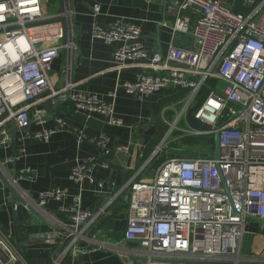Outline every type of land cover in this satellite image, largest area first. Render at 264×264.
Instances as JSON below:
<instances>
[{
    "label": "built area",
    "instance_id": "2783aa9c",
    "mask_svg": "<svg viewBox=\"0 0 264 264\" xmlns=\"http://www.w3.org/2000/svg\"><path fill=\"white\" fill-rule=\"evenodd\" d=\"M48 3L0 0V147L13 141L11 129L43 142L65 129L64 120L53 117L55 126L31 130L33 124L46 123L49 112L38 106L49 100L52 108L69 102L79 112L100 115L106 124H123L114 111L116 88L108 93L110 101L74 90L70 77L78 50L74 0H58L51 5L54 12L44 13ZM238 3L246 9L244 13L235 11ZM171 5L178 10L172 31L190 34L194 45L170 43L165 53L147 49L135 24L119 18L101 24L97 19L99 4L91 6L92 37L116 44L111 68L117 72L139 68L133 81L117 87L139 97L165 88L187 89L180 112L166 122L165 139L174 136L179 141L215 132L219 139L218 158L212 157L213 150L207 155L167 157L152 178L137 180L133 176L121 187L127 193L124 250L131 256L145 257L146 264H182L153 258L243 261L239 251L246 223L257 220L264 226V0H173ZM184 10L191 16L180 13ZM61 54L60 78L55 83L53 64ZM208 80L213 84L201 96ZM193 104L192 116L209 125L208 130L188 124L186 114ZM91 141L104 154L109 153L106 135ZM204 149L207 152L208 146ZM92 165L93 159L74 165L69 179L94 183ZM21 171L22 177L30 169ZM64 197L61 188H51L40 193L36 201L23 197L22 206L35 209ZM60 211L71 225L61 234L62 240L73 238L70 252L93 249L73 242L85 237L103 209L94 212L83 208L77 194ZM132 242L137 247L128 245ZM68 248L60 251L52 264H61ZM0 264H27L10 234L1 229Z\"/></svg>",
    "mask_w": 264,
    "mask_h": 264
},
{
    "label": "crops",
    "instance_id": "0c3cea01",
    "mask_svg": "<svg viewBox=\"0 0 264 264\" xmlns=\"http://www.w3.org/2000/svg\"><path fill=\"white\" fill-rule=\"evenodd\" d=\"M172 1L74 0V39L78 49L70 76L75 83L74 90L110 101L108 93L116 88L114 111L123 124H106L98 114L79 112L71 103L61 102L53 106L51 113L49 111L45 124H33L31 127V130L50 128L55 126L52 118L61 117L66 124L65 129L57 130L49 141L32 140L26 137L24 131L16 130L11 133V144L0 147L1 173L13 184L19 198L36 201L40 193L56 187L65 192L61 200L51 199L43 206L37 205L35 210L43 220L30 214L22 206L21 199L13 197L9 187L0 179V229L10 234L12 242L22 250L24 256L33 260L42 259L41 264H52L53 258L68 248L73 238L62 240L61 234L71 225L60 208L66 207L72 196L80 194L83 208L94 212L103 209V212L88 227L85 237L73 242L76 246L93 249L72 254L68 248L65 254L68 260L65 259L67 262L64 264H146L143 257L131 256L124 250L127 193L126 190L121 191V187L133 176L137 180L152 178L161 161L165 160L163 154L159 158L154 151L159 147V142L165 139L167 126L164 128L163 125L177 116L183 99L163 103L156 108L158 102L169 98L176 90L165 88L139 97L117 87L122 82L133 81L139 68L128 67L120 72L111 68L116 44L109 45L92 37L94 18L91 6L99 4L97 19L101 24H109L117 18L135 24L141 32L140 41L147 49L165 53L170 43L181 47L194 45L190 34L172 31L171 26L178 13L177 8L171 5ZM180 13L191 16L188 10ZM62 62L61 54L53 64L55 83L60 78ZM62 82L63 79L59 84ZM38 107L48 112L45 104ZM158 118L163 124L159 125ZM101 134L109 138L108 154H104L91 141ZM173 139L169 136L165 141L178 142ZM89 159H93L91 175L95 182L71 181L69 174L72 167ZM156 159H160V163H156ZM103 161L107 163L106 166ZM143 165L145 167L141 169ZM26 168L30 172L21 177V170ZM97 182H101L102 186H98ZM14 205L17 206L16 210L13 209ZM17 226L23 228L26 236L20 243ZM128 245L137 247L135 242ZM239 257L243 261L264 263V226L257 220L246 223Z\"/></svg>",
    "mask_w": 264,
    "mask_h": 264
},
{
    "label": "water",
    "instance_id": "95a60500",
    "mask_svg": "<svg viewBox=\"0 0 264 264\" xmlns=\"http://www.w3.org/2000/svg\"><path fill=\"white\" fill-rule=\"evenodd\" d=\"M62 54L64 55V52H62ZM45 105H46V108H47L48 112L50 111V113H51V111H52V101L51 100L47 101ZM194 106H195V104H193L187 110L186 117H187L188 124L191 127H194V128H201V129H204V130H208L210 128L209 125L201 124L198 120L194 119V117L192 116V109H193ZM16 130L17 129H13V130L10 131V133L13 134ZM213 140H214V149H213V152H212L211 155H212L213 158H218L219 151H220L218 132L214 133ZM14 178H15V175L13 174L12 180H14ZM0 179L9 187L10 191L13 194V197L16 196L18 199H21V198H19L18 193L16 192L15 188L12 186L13 184H11L2 175L1 169H0ZM20 202H22V204H23L24 200L21 199ZM27 210H28V212L30 214H33V215L37 216L38 218H41V219L44 220V218H42L33 207H28ZM143 259L146 260L145 257H143ZM152 260L153 261H157V262H162V263H182V264H264V263L256 261V260H247V261H216V260H206V259L202 260V259H168V258H153Z\"/></svg>",
    "mask_w": 264,
    "mask_h": 264
},
{
    "label": "trees",
    "instance_id": "16d2710c",
    "mask_svg": "<svg viewBox=\"0 0 264 264\" xmlns=\"http://www.w3.org/2000/svg\"><path fill=\"white\" fill-rule=\"evenodd\" d=\"M235 11L244 13L246 11V9L242 8L240 6V4L238 3L237 8L235 9ZM212 84H213V82L208 80L206 82V85L201 89L200 95L204 96L208 92V88L211 87ZM186 94H187V89L177 88L176 92L172 96H170L169 98H166V99L158 102L156 108L158 106L160 107L163 103L176 102V101H178L180 99H183ZM198 98H199V101L202 99V97H200V96ZM180 140H181V142L187 143L188 146H192L194 144H199L200 143L202 145L201 146L202 153H204L205 155H207L208 152H210L211 150L214 149L213 136H197V137L185 136V137H182ZM207 146H208V151L205 152L206 150L204 149V147H207ZM185 152H186V150H178L177 156H183V155L191 156V155H195V154H187ZM172 156H175V154L170 155L169 157H172ZM156 160H157L156 163H160L159 159H156ZM16 232H17V238H18L19 243L23 242L26 239V236L23 233V228L20 227V226H17V231ZM19 253H20V255L22 256V258L25 260V262L27 264H41V260L42 259H38V260L34 259L33 260L32 258H29L28 256H24V254L22 253L21 249L19 250ZM66 257L67 256H65V258L62 261L63 264H64V262L66 260H68V259H66Z\"/></svg>",
    "mask_w": 264,
    "mask_h": 264
},
{
    "label": "rangeland",
    "instance_id": "374dc122",
    "mask_svg": "<svg viewBox=\"0 0 264 264\" xmlns=\"http://www.w3.org/2000/svg\"><path fill=\"white\" fill-rule=\"evenodd\" d=\"M56 3H58V0H49V3L46 4L44 9H43L44 13L54 12L53 11L54 9L51 7V5L56 4ZM157 121L159 122V125L162 123V121L159 118L157 119ZM165 126H167V125L164 124L163 127L165 128ZM163 127L161 128L162 130H163ZM161 137H160V139H161ZM171 137L174 138V136H171ZM173 142L174 141H165V140H161V142H159V148L161 149V150H158L159 152L157 153L159 155L158 156L159 158L161 157V154H163L164 159H166L167 157H169L170 155H173V154L177 155L178 150H186L185 153H187V154H196L197 155V154L202 153V150H201L202 145L200 143L194 144L192 146H188L187 143L181 142V140L178 141L177 143H173ZM184 156L185 155H183L182 157H184Z\"/></svg>",
    "mask_w": 264,
    "mask_h": 264
}]
</instances>
